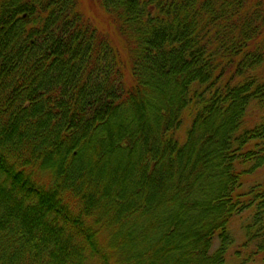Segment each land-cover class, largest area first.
I'll list each match as a JSON object with an SVG mask.
<instances>
[{"label":"trees","instance_id":"trees-1","mask_svg":"<svg viewBox=\"0 0 264 264\" xmlns=\"http://www.w3.org/2000/svg\"><path fill=\"white\" fill-rule=\"evenodd\" d=\"M100 4L120 43L82 0H0V264H229L253 208L246 264L264 0Z\"/></svg>","mask_w":264,"mask_h":264},{"label":"rangeland","instance_id":"rangeland-1","mask_svg":"<svg viewBox=\"0 0 264 264\" xmlns=\"http://www.w3.org/2000/svg\"><path fill=\"white\" fill-rule=\"evenodd\" d=\"M82 9L91 13L97 23L102 26L105 31L111 33L114 40L117 43L119 42L118 36L114 35L112 25L109 22V19L101 8L100 0H82ZM121 41V40H120ZM264 115V104H258L257 102H252L250 105L247 115H246V124L247 126H253L258 124L261 120V116ZM180 137L184 139V132L180 131ZM258 182H264V166L255 169L254 171L249 172L245 175L244 179V188L248 189L251 185ZM253 208L247 211H244L242 214L238 215L230 224L231 234L234 236V242L230 246L228 252L229 264H237L240 262L243 257L248 255V251L257 250V246L262 242L261 239H256L252 241L247 249L242 248V244L247 239L245 235L244 227L246 224H251L253 221ZM220 245V239L217 237L212 246V251H215ZM246 264H264V250L259 251L253 257L247 261Z\"/></svg>","mask_w":264,"mask_h":264}]
</instances>
